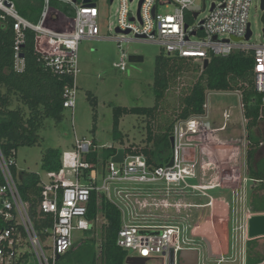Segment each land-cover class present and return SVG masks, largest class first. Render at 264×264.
<instances>
[{"label": "built area", "instance_id": "2783aa9c", "mask_svg": "<svg viewBox=\"0 0 264 264\" xmlns=\"http://www.w3.org/2000/svg\"><path fill=\"white\" fill-rule=\"evenodd\" d=\"M41 1V16L36 24L25 20L10 0H0V11L2 18L9 17L13 20L16 34V70L20 71L23 67V60L19 57L23 31L30 30L35 35L34 50L40 55L45 67L66 80L62 91V105L66 110L73 111L76 103L79 43L91 39H110L117 43L121 56L115 67L120 71L126 69V54L122 50V44L135 41L156 44L167 56L191 59L201 67L204 61L209 62L212 57L251 52L254 60L255 91L263 95L264 105V44L246 45L251 36L244 40L250 27L248 14L252 0L214 1L202 20L198 17L207 10L206 0H202L200 8L195 6L196 0H138L134 13L130 10V4L135 0H112L110 4L117 2L118 6L113 36L101 35L100 12L93 0L90 2L93 6L84 5L82 0H76L75 3L72 0ZM52 1L69 5L74 14L71 17L66 16L50 6ZM140 1L142 2L139 7ZM169 5L173 6L171 12L157 11L158 6ZM51 10L57 11L58 15L52 14ZM233 38L242 40L236 42ZM240 106L243 114V106ZM223 115L224 119L230 117L227 113ZM212 132L214 130L211 129L209 121L202 120L201 116H192L173 128L171 166H167L168 162L164 166L155 167L148 164L143 155L126 154L122 163H113L111 159L116 152L101 170L99 165L84 159L95 148L93 142L75 138L72 151L62 155L60 169L47 172L46 183L40 179L38 229H35L34 219L30 216L29 204L22 200L19 193L16 172H12V167L15 168L14 158H5L0 153V264H59L60 258L74 243V232H86L91 228L87 213L93 191L104 193L121 212L122 224L116 245L126 252H136V257L145 258L146 263L160 260L161 264H167L169 251L172 250L173 264H177L176 256L179 251L197 250L198 264H226L227 253H220L217 257L210 256L207 249L203 248V238L200 237L198 246L192 245V240L183 236V229L176 224L137 226L125 223L123 209L110 198L111 192H114L116 196L127 201V207L138 206L142 208L140 210H145L147 206L154 207L155 210L175 209L176 214H179L181 208H211L213 198L207 191L222 186L206 184V165L199 158L201 161H209L210 143L207 135ZM198 135L206 136V140L199 141L203 139L201 138L197 141L195 138ZM85 170L89 172L86 174ZM98 176H101L100 184L97 182ZM191 180H196L197 183L193 184ZM146 184L155 185L157 192L145 194L138 186ZM188 193L206 198L207 203L196 205L183 202L181 199ZM158 196L162 199L159 200ZM141 198L152 199L157 203H141ZM248 203L249 198L244 202L245 210L248 209ZM251 215H245L241 228L244 242L249 240L248 220ZM185 218L189 219L190 216L186 215ZM46 219H49V223L44 224ZM141 231L156 232V235ZM245 254L244 252L243 262Z\"/></svg>", "mask_w": 264, "mask_h": 264}, {"label": "rangeland", "instance_id": "374dc122", "mask_svg": "<svg viewBox=\"0 0 264 264\" xmlns=\"http://www.w3.org/2000/svg\"><path fill=\"white\" fill-rule=\"evenodd\" d=\"M214 1L217 2L219 0L205 1L207 10L201 12L198 17L199 20H202L208 14L209 8ZM93 2L96 3L100 12L99 26L101 35L107 36L110 34L113 36L116 25V11L118 9L117 2L112 5L109 0H93ZM137 5L138 0L130 4V10L133 13L136 12ZM195 6L197 8L202 7V0H196ZM172 10L173 6L170 5L157 7V11L160 13L171 12ZM262 14L260 0H252L248 14L252 35L249 41H246V45L264 44ZM108 26H110L109 29ZM122 50L126 54L125 71H120L115 67V64L119 63L121 52L114 40L91 39L82 40L79 43L78 90L74 110H65L64 119L58 124L50 119H45L38 133V144L33 147H20L15 151L14 161L17 182L22 181L30 174H37L41 181L46 183L48 179L46 171L42 168L41 161L43 154L48 149L58 150L62 154L72 151L75 138L94 142L95 149L98 152L107 147L123 149L131 144L137 145L138 148L144 147L143 141L147 136L146 117L143 115L122 116L119 122V133L122 136V142L120 143L119 140L114 139L112 131L114 109L150 108L155 105V97L152 90L155 59L158 55L165 54V52L156 44L141 41L123 43ZM130 56H141L143 60L142 62L131 63L128 60ZM195 73L193 71L186 72L169 88L161 104L167 117L170 114H175L173 111L179 107L180 98L195 80L197 76ZM206 105L215 110L214 112L211 111L209 114H212V116L206 119L212 127L223 123L222 110L228 111L230 115L228 130L226 133H221L224 138L218 133L207 135V141L210 143L208 147L210 159L207 162L210 164H208L209 166L204 172L206 173L207 185L220 184L222 186V188L214 189L209 193L215 199L213 205L215 207V221L218 223L217 229L222 232L226 227L229 234L226 264H244L245 244L249 240L244 242L241 228L244 225L245 215L251 214L250 210H248L249 203L248 209L245 210L244 202L248 198L250 199L251 194L259 188V183L249 179V171L246 164L247 131L240 106V93L207 92ZM180 122L178 121L176 124ZM154 125L151 122L150 130L152 132L155 130ZM254 135L259 139L253 162L254 169H256V163L264 161V114L263 119H260L258 127L254 130ZM205 137L204 135H198L195 139L203 138L199 140L203 141L204 139L206 140ZM213 152L215 154H212ZM199 160L200 162H206V160L201 161V158ZM221 164H223L222 167L220 166ZM98 165L101 170L106 165V162L104 165L99 162ZM221 169L223 171H220ZM198 173L200 174L199 169ZM100 180L101 176H98V184H100ZM190 182L193 184L197 183L196 180H191ZM138 187L145 194H155L157 192L155 185L146 184ZM110 198L115 205L123 209L125 223L129 225L176 224L183 229V236L192 240L191 243L194 246L199 244L198 233L204 234L206 238H209V236L205 233L213 236L210 227L209 208H181L179 214H176L175 209L158 208L155 210L154 207L147 206L145 210H140L142 208L138 206H135L136 208L127 207L125 205L127 201L116 196L114 192H111ZM161 199L162 197L160 196L159 200ZM181 200L185 203L196 205L207 202L206 198L191 193H188ZM140 202L151 204L156 201L141 198ZM224 211L228 215L226 226L222 224ZM186 215H189L190 218L186 219ZM166 216L168 218H165ZM103 222L102 217H98L96 228L99 229ZM141 233L156 235V232L141 231ZM87 235L88 233L75 231L74 242L87 237ZM94 235L95 237L98 236L96 232ZM97 240H99L98 237ZM251 240L256 241V249L259 252L264 250V237ZM209 241L212 244L214 238ZM203 243H205V240ZM210 247L209 242L208 247L205 244L203 246L204 250ZM127 253V257L137 256L136 252ZM216 255L218 256L217 251L214 256L217 257ZM146 264H161V261L152 260Z\"/></svg>", "mask_w": 264, "mask_h": 264}, {"label": "trees", "instance_id": "16d2710c", "mask_svg": "<svg viewBox=\"0 0 264 264\" xmlns=\"http://www.w3.org/2000/svg\"><path fill=\"white\" fill-rule=\"evenodd\" d=\"M10 1L25 20L32 24L39 22L43 6L41 0ZM50 6L68 17L74 14L67 4L52 1ZM2 16L0 11V153L5 158H15L18 148L38 144V133L45 119H50L56 124L63 121L66 109L62 105V91L66 80L45 67L40 55L34 50L35 35L30 30L23 31V43L19 45L23 67L17 71L13 20ZM253 66L251 52L212 57L206 68L191 59L158 55L155 59L152 86L155 105L150 108H115L112 128L114 139L122 142L119 133L122 116H145L147 136L143 141L144 147L138 148L137 145L131 144L123 148L124 152L126 155H143L148 164L155 167L164 166L171 157L170 138L174 125L192 116H203L207 92H239L247 131L246 164L249 179L259 183V188L250 196L249 210L251 214H264V161L256 163V169L253 166L255 150L259 144L254 130L263 118L264 105L263 95L255 91ZM189 71L196 72L197 76L180 98L179 107L173 111L175 114L167 117L161 107L165 95L175 81ZM151 122L155 124L153 132L150 130ZM117 151L114 147L103 148L99 152L94 148L84 159L94 165L99 162L104 165ZM62 155L58 150L48 149L41 160L43 170L46 173L59 170ZM12 172L15 173L14 167ZM88 172L89 170H85L86 174ZM39 184L40 178L37 174L28 175L18 184L22 200L29 204L35 229L40 228V214L37 211L41 190ZM98 217H102L104 221L99 229L96 228ZM87 218L91 222V228L85 232L88 233L87 237L76 241V246L60 258L59 264H125L128 253L116 245L122 224L119 209L104 193L93 191L88 203ZM45 223H49V219H46ZM95 232L99 240L95 237ZM245 253V264L264 262V250L259 252L256 249L255 240L246 242Z\"/></svg>", "mask_w": 264, "mask_h": 264}, {"label": "water", "instance_id": "95a60500", "mask_svg": "<svg viewBox=\"0 0 264 264\" xmlns=\"http://www.w3.org/2000/svg\"><path fill=\"white\" fill-rule=\"evenodd\" d=\"M205 1V0H203ZM73 3L76 2V0H72ZM91 0H82V3L84 5H91L93 6V4L90 3ZM109 2L111 3L112 0H109ZM141 2L139 3V7L141 5ZM162 4V3H160ZM260 8L263 11L261 20L262 23L264 25V0H261V4H260ZM52 14H56L58 15L57 11L55 10H51L50 11ZM155 13V7H153L152 9V14L154 15ZM60 16V15H59ZM60 18L62 19V16H60ZM186 28V26H185ZM116 32H119L118 29H116ZM263 34H264V28L262 30ZM125 34H128V31L124 32ZM251 36V30L250 27H248L247 33L245 35L244 40H248ZM264 36V35H263ZM232 40L238 42L241 41L242 39H236L233 38ZM20 58L22 57L21 55L19 56ZM129 62L131 63H138V62H142L143 58L141 56H130L128 58ZM208 62L204 61L203 63V68H206ZM170 144L171 147L173 146V138H170ZM124 149H118L116 155L114 157H112L111 161L113 163H122L123 161V157H124ZM172 165V161L170 160L169 163L167 164V166H171ZM259 237H264V215H253L252 217L249 218L248 220V238L251 239H255V238H259ZM76 242L73 243V245L71 246V249L74 248L76 246ZM198 257H199V253L197 250H182L179 251L177 256H176V261L178 264H198ZM57 258H59V256H57ZM146 263V259L145 258H139V257H127L125 260V264H145ZM174 263V254L173 251L170 250L169 254H168V264H173ZM264 264V263H263Z\"/></svg>", "mask_w": 264, "mask_h": 264}, {"label": "crops", "instance_id": "0c3cea01", "mask_svg": "<svg viewBox=\"0 0 264 264\" xmlns=\"http://www.w3.org/2000/svg\"><path fill=\"white\" fill-rule=\"evenodd\" d=\"M214 112L215 110H214V108H211V107H207V105H206V103H205V114L203 115V116H201V119L202 120H206L207 119V117H210V116H212V114H209L210 112ZM222 114V118H223V123L222 124H220V125H218V126H214V127H212L211 126V129H213L214 130V132H212V134H215V133H218V134H220L221 135V137L222 136H224V135H222L221 133H226L227 132V130H228V119H224V113H227V114H229L228 113V111H226V110H222V112H221ZM263 119V118H262ZM221 127H223L222 129H221ZM221 129V130H217V129ZM222 138H224V137H222ZM201 148H203V147H201ZM206 162H207V160H206ZM206 162H203V164H204V166L206 165V167H204V169L205 168H207V166H209L208 164H210V163H206ZM222 165L223 164H221L220 166L222 167ZM218 166H219V164H218ZM220 167V168H221ZM220 171H223L222 169L220 170ZM210 191H212V190H208L207 191V193L208 194H210L209 192ZM211 195V194H210ZM212 196V195H211ZM204 198V197H203ZM213 198V197H212ZM214 202H215V199H213V204H214ZM207 203V202H206ZM206 203H204V204H206ZM204 204H200V205H204ZM212 204V207L210 208V207H205V206H203V207H199V208H209V219H210V227H211V231H212V235L213 236H211L209 233H205L206 235H208L209 236V238L210 239H212V238H214V241H213V243L211 244V242L209 241L210 239L209 238H206V237H204V234L203 235H201V234H199L198 233V235H199V239H200V237L201 238H203L204 240H205V245H207V247H208V242H209V246H211L210 248H206L207 250V252H208V254L210 255V256H212V257H215L214 255H215V252L217 251V253L218 254H220V253H227V250H228V243H229V234H228V231H227V229H226V227H225V229L222 231V232H220L218 229H217V224L218 223H216V221H215V212H214V210H215V207H214V205ZM199 208H196V209H199ZM253 215H264V214H252L250 217H252ZM228 215H227V213H226V211H224V221H222L223 223V225L224 226H226V224H227V220H228ZM199 232H200V230H199ZM250 240V239H249ZM211 244V245H210ZM212 248V249H211ZM217 256V255H216ZM245 258H246V256H245ZM244 264H245V261L243 262Z\"/></svg>", "mask_w": 264, "mask_h": 264}, {"label": "flooded vegetation", "instance_id": "af4514ba", "mask_svg": "<svg viewBox=\"0 0 264 264\" xmlns=\"http://www.w3.org/2000/svg\"><path fill=\"white\" fill-rule=\"evenodd\" d=\"M171 145V144H170ZM171 151H172V147H171Z\"/></svg>", "mask_w": 264, "mask_h": 264}]
</instances>
